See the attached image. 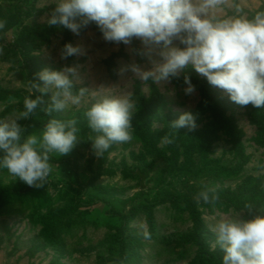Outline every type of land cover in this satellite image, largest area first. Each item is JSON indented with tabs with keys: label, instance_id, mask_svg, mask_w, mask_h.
I'll return each mask as SVG.
<instances>
[{
	"label": "rangeland",
	"instance_id": "rangeland-1",
	"mask_svg": "<svg viewBox=\"0 0 264 264\" xmlns=\"http://www.w3.org/2000/svg\"><path fill=\"white\" fill-rule=\"evenodd\" d=\"M59 2L0 0V21H6L0 29V121L15 120L24 139L39 137L51 119H75L79 129L69 154L49 153L46 183L32 186L26 198L10 197L4 204L2 193L29 185L0 168V264H222L224 253L210 226L221 218L264 215V106L236 104L191 65L168 81H143L132 66L151 70L153 61L161 59L157 47L149 52L136 37L129 44L107 41L94 21L78 35L63 25L50 26L47 21ZM237 2L249 19L264 11V0ZM26 28L40 32L25 40ZM65 44L78 47L79 53L62 59ZM66 67L75 71L68 73L73 94L80 88L88 92L79 106L70 104L49 115L45 109L56 89L49 85L42 94L31 85L44 87L36 74L45 68ZM185 76L195 86L190 94ZM127 93L135 102L132 136L145 139L151 128L156 150L132 139L113 143L98 157L92 147L97 133L89 128L85 112L105 97ZM40 95L44 103L28 118L20 117L25 97ZM184 113L194 116L196 128L172 129ZM165 136L174 142L165 143ZM174 160L177 166L192 163L189 173H180ZM137 171L146 175L143 189ZM250 178L254 182L245 189ZM206 188L216 189L215 205L197 203ZM228 189L255 197L236 205L221 196ZM186 197L196 207L198 228ZM246 204L252 205L251 212ZM184 206L188 210L180 211ZM127 244L134 246L131 258L123 250Z\"/></svg>",
	"mask_w": 264,
	"mask_h": 264
},
{
	"label": "clouds",
	"instance_id": "clouds-1",
	"mask_svg": "<svg viewBox=\"0 0 264 264\" xmlns=\"http://www.w3.org/2000/svg\"><path fill=\"white\" fill-rule=\"evenodd\" d=\"M93 21L107 41L129 44L136 37L149 52L153 46L159 49L160 62L153 61L151 70L141 71L139 66H132V71L145 82L149 78L168 81L191 65L212 86L225 90L236 104L264 106V11H257L249 19L237 0H60L47 23L63 25L78 35L82 27ZM5 24L6 21H0V29ZM79 51L78 47L65 44L61 58ZM68 73L75 75L73 68H45L36 74L44 87L31 85L42 94L49 91V85L56 89L45 109L49 115L70 104L79 106L88 92L87 88H80L73 94L74 84ZM184 82L188 84L186 94L192 93L195 86L190 78L185 76ZM43 103V95L35 99L25 97V110L20 117L28 118ZM134 109L132 94L127 93L105 97L85 112L89 128L97 133L92 141L96 156H103L113 143L133 139ZM76 124L75 119H51L39 137L29 135L21 142V126L15 120L0 121V168L29 186L43 187L51 172L49 153L67 155L72 151L78 142ZM171 127L192 131L196 128L194 116L184 113ZM163 140L168 144L174 142L169 136ZM196 199L197 203L202 200L215 205L219 196L216 189L206 188ZM245 207L251 212V204ZM210 230L224 253L222 264H264V215L251 219L221 218ZM143 235L150 238L146 230Z\"/></svg>",
	"mask_w": 264,
	"mask_h": 264
},
{
	"label": "trees",
	"instance_id": "trees-1",
	"mask_svg": "<svg viewBox=\"0 0 264 264\" xmlns=\"http://www.w3.org/2000/svg\"><path fill=\"white\" fill-rule=\"evenodd\" d=\"M38 32H40V30H35L34 28H26L25 31L23 32L22 36H24V39L25 40H28L31 36L35 35ZM193 83L196 84V85L199 84L196 80ZM152 133H153V130L151 128H149L148 134L146 135L145 139H139V138H137L138 136H134L133 139H139V141H141V143L143 144V146L145 148H148V149L155 148V150H156V143L157 142L152 139V137H151V134ZM23 139H24V135L21 138V142L23 141ZM176 160H174V165H175V167L177 169H179L180 173L188 174L189 171H190V169H191V167H192V163H185V164H182L181 166H177V163H176L177 161ZM229 175H230V173H229ZM253 182H254V179H252V178L249 179V181L247 182L248 184L245 182L247 184L245 186V189H247L248 187H251V184ZM190 188H193V187H190ZM21 191L22 190H17V191L2 193L1 195L5 199L4 200V204L8 203L7 201L10 199V197L26 198L28 196V194L21 193ZM232 192L233 191L230 190V189L223 190L221 192V194H222L221 196L224 197L225 200L227 199V201L228 200H231L233 202V204H236V205L240 204V202H246V201L249 202V201H251L250 199H252L253 197H255V196L249 197V196L245 195V192L244 193L243 192H240L239 193L240 195L239 194L238 195H233L235 191L233 193ZM185 200L187 201L188 204H190L189 205L190 206L189 207V209H190L189 215H190L191 219L196 223L195 225L198 228L199 226H201V220L196 215V212H195L196 211V207H195V205H193L192 200L190 198H187L186 197ZM187 207L184 206V207L180 208V211H183V212L185 211L186 212L188 210ZM124 249H125L126 254L128 252L129 258H131L132 257V254H133V249H134L133 244H127V245H125V248L123 247V250Z\"/></svg>",
	"mask_w": 264,
	"mask_h": 264
},
{
	"label": "water",
	"instance_id": "water-1",
	"mask_svg": "<svg viewBox=\"0 0 264 264\" xmlns=\"http://www.w3.org/2000/svg\"><path fill=\"white\" fill-rule=\"evenodd\" d=\"M89 158H93V153H92V148H89V153H88ZM137 174L139 175L140 179H141V188H145V179H146V175L141 173L140 171H137ZM32 186L27 187L26 189L22 190L21 193H27L30 190H32Z\"/></svg>",
	"mask_w": 264,
	"mask_h": 264
}]
</instances>
